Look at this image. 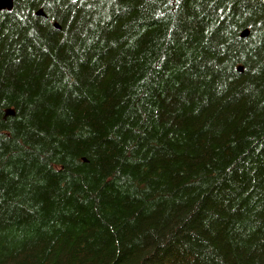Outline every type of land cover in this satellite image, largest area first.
Wrapping results in <instances>:
<instances>
[{
    "label": "trees",
    "instance_id": "trees-1",
    "mask_svg": "<svg viewBox=\"0 0 264 264\" xmlns=\"http://www.w3.org/2000/svg\"><path fill=\"white\" fill-rule=\"evenodd\" d=\"M0 264H264V0L0 10Z\"/></svg>",
    "mask_w": 264,
    "mask_h": 264
},
{
    "label": "water",
    "instance_id": "water-1",
    "mask_svg": "<svg viewBox=\"0 0 264 264\" xmlns=\"http://www.w3.org/2000/svg\"><path fill=\"white\" fill-rule=\"evenodd\" d=\"M12 5H13V0H0V10H3V9H6V10H11L12 8ZM37 14H42V11L41 9H39L37 11ZM248 29H244L242 32H241V36L242 37H246L248 35ZM239 69L241 70V67H239ZM9 114H13V111L11 108H8L6 111H5V115H9Z\"/></svg>",
    "mask_w": 264,
    "mask_h": 264
}]
</instances>
